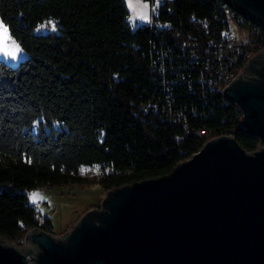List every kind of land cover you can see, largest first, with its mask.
Here are the masks:
<instances>
[{
    "label": "trees",
    "instance_id": "1",
    "mask_svg": "<svg viewBox=\"0 0 264 264\" xmlns=\"http://www.w3.org/2000/svg\"><path fill=\"white\" fill-rule=\"evenodd\" d=\"M133 26L126 0H0V20L27 53L0 58V237L53 234L28 192L99 184L104 191L167 175L212 137L246 151L237 107L215 80L224 0H161ZM49 20L52 26L36 30ZM216 84L219 83L216 81ZM101 165L99 179L82 166Z\"/></svg>",
    "mask_w": 264,
    "mask_h": 264
},
{
    "label": "water",
    "instance_id": "2",
    "mask_svg": "<svg viewBox=\"0 0 264 264\" xmlns=\"http://www.w3.org/2000/svg\"><path fill=\"white\" fill-rule=\"evenodd\" d=\"M264 29V0H224ZM264 145V48L222 91ZM34 264H264V149L207 140L170 173L107 191L65 240L30 230ZM0 237V264H28Z\"/></svg>",
    "mask_w": 264,
    "mask_h": 264
},
{
    "label": "rangeland",
    "instance_id": "3",
    "mask_svg": "<svg viewBox=\"0 0 264 264\" xmlns=\"http://www.w3.org/2000/svg\"><path fill=\"white\" fill-rule=\"evenodd\" d=\"M126 1L130 10L129 19L133 26L150 22L149 13L151 11L152 0ZM154 1L155 4H157V1L159 0ZM230 29L233 32L234 39L237 41H242L245 38V33L241 32L235 23L231 24ZM19 47L21 52L16 53L17 59L12 60L11 54L15 52V49L5 38L4 47L0 49V58L5 60L10 65H17L20 60L25 59L28 56L20 45ZM206 136L208 137V140L214 138L209 133H206ZM260 148L264 149V145L259 144L258 149ZM110 170L111 169L109 167L103 168L101 165H93L82 166L80 171L82 175L99 179L103 175L110 172ZM106 194L107 191H104L99 184L81 186L77 184H70L54 187L41 185L28 192L29 200L31 203L36 205L41 218H50L53 225V234L51 235L59 240L66 239L70 231L73 229V226L87 211L91 209L100 210L101 202ZM34 196L36 197L35 201H33ZM2 241L11 247H16L24 254L25 252L22 249L28 248L31 250L29 256L37 258L39 247L36 243H31V241L25 239L20 244L12 243L4 239H2Z\"/></svg>",
    "mask_w": 264,
    "mask_h": 264
},
{
    "label": "built area",
    "instance_id": "4",
    "mask_svg": "<svg viewBox=\"0 0 264 264\" xmlns=\"http://www.w3.org/2000/svg\"><path fill=\"white\" fill-rule=\"evenodd\" d=\"M151 2V11L149 13L150 22H148V24L152 23V16L156 12L157 6L162 1H157V4H155L154 0H152ZM224 2V20L227 23V29L222 32L220 40L215 45L217 49V55L214 58L215 62L219 64L220 71L219 69L215 71L214 76H216V78L214 81L213 79L203 75H200L199 77V82L201 84L207 85L210 89L221 88V93L225 86L228 85L232 81V79H234L238 74L242 72L246 62L257 51L264 48V29L254 21H251L250 19L246 18L244 15L236 11L226 1ZM232 23H235L239 30L245 33V38L242 41H237L236 39H234L233 32L230 29ZM53 24L54 21L49 20L48 22L40 25L36 30H45L48 27H51ZM216 81L219 83V85L216 84ZM226 100L234 104L239 110V107L236 103L228 99ZM240 115L242 121L243 114L241 111ZM27 263L34 264L31 257L27 258Z\"/></svg>",
    "mask_w": 264,
    "mask_h": 264
},
{
    "label": "snow or ice",
    "instance_id": "5",
    "mask_svg": "<svg viewBox=\"0 0 264 264\" xmlns=\"http://www.w3.org/2000/svg\"><path fill=\"white\" fill-rule=\"evenodd\" d=\"M52 30H55L54 24L52 25ZM5 38L10 42V45L12 47H14V49H15V52L11 54V59L12 60L17 59L16 53H20L21 49H20L19 45L16 43V41L13 40L11 38V36L8 34L7 27L2 22H0V49H2L4 47ZM35 199H36V197L34 196L33 201H35Z\"/></svg>",
    "mask_w": 264,
    "mask_h": 264
},
{
    "label": "crops",
    "instance_id": "6",
    "mask_svg": "<svg viewBox=\"0 0 264 264\" xmlns=\"http://www.w3.org/2000/svg\"><path fill=\"white\" fill-rule=\"evenodd\" d=\"M34 204V203H33ZM35 205V204H34Z\"/></svg>",
    "mask_w": 264,
    "mask_h": 264
},
{
    "label": "bare ground",
    "instance_id": "7",
    "mask_svg": "<svg viewBox=\"0 0 264 264\" xmlns=\"http://www.w3.org/2000/svg\"><path fill=\"white\" fill-rule=\"evenodd\" d=\"M29 245V244H28Z\"/></svg>",
    "mask_w": 264,
    "mask_h": 264
}]
</instances>
